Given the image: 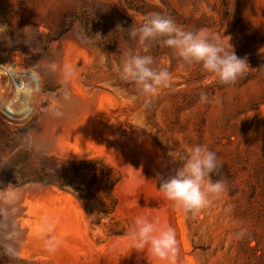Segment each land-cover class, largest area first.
Masks as SVG:
<instances>
[{"label":"rangeland","instance_id":"obj_1","mask_svg":"<svg viewBox=\"0 0 264 264\" xmlns=\"http://www.w3.org/2000/svg\"><path fill=\"white\" fill-rule=\"evenodd\" d=\"M152 13L230 37L249 71L221 85L160 43L145 53L129 33ZM136 53L171 87L121 79ZM197 144L224 163L212 179L226 190L192 213L157 176ZM137 216L174 228L176 264H264V0H0V264L157 263L133 247Z\"/></svg>","mask_w":264,"mask_h":264},{"label":"clouds","instance_id":"obj_2","mask_svg":"<svg viewBox=\"0 0 264 264\" xmlns=\"http://www.w3.org/2000/svg\"><path fill=\"white\" fill-rule=\"evenodd\" d=\"M129 35L133 39L138 38L145 53L153 43L172 49L184 65H199L204 73L221 85L235 84L250 69L247 58L235 53L229 43L230 37L222 39L210 35L205 29L185 30L171 17L161 13L147 15L138 28L131 29ZM115 70L121 79L135 83L148 96H154L172 84L170 72L156 67L154 58L148 54H128ZM200 100L201 103L209 102L206 93H201ZM175 160L180 166L167 176L158 174L157 180L159 191L176 207L185 212H199L226 190L223 179H212V174L222 176L224 163L206 145H194L186 154L177 155ZM129 237L135 248L147 249L158 264H176L179 250L175 230L158 218L137 216ZM57 243L54 240L46 242L50 250H54ZM8 251L10 255H16L14 250Z\"/></svg>","mask_w":264,"mask_h":264},{"label":"trees","instance_id":"obj_3","mask_svg":"<svg viewBox=\"0 0 264 264\" xmlns=\"http://www.w3.org/2000/svg\"><path fill=\"white\" fill-rule=\"evenodd\" d=\"M91 175L95 178L96 177V172L94 170L91 171ZM83 207L85 208L86 211H90V203L88 202V198H93L96 202L99 201L98 195L95 193H92L90 189L84 190L83 194L78 195Z\"/></svg>","mask_w":264,"mask_h":264},{"label":"bare ground","instance_id":"obj_4","mask_svg":"<svg viewBox=\"0 0 264 264\" xmlns=\"http://www.w3.org/2000/svg\"><path fill=\"white\" fill-rule=\"evenodd\" d=\"M135 140V139H134ZM139 147H140V145H139ZM138 148V147H137ZM140 150V149H139ZM128 158V157H127ZM132 162V161H131ZM141 163V162H140ZM143 164V163H142ZM138 165V164H137ZM144 168V167H143ZM150 168V167H149ZM131 169V168H130ZM131 174V173H130ZM131 179V178H130ZM142 179V178H141ZM140 180V179H139ZM144 182H145V180H144ZM148 182V181H147ZM128 183V182H127ZM141 183V182H140ZM121 184V183H120ZM143 185V184H142ZM127 186V185H126ZM122 187V186H121ZM130 189V188H129ZM121 192V191H120ZM127 193V192H126ZM130 194V193H129ZM137 205V204H136ZM142 206V205H141ZM140 206V207H141ZM122 208V207H121ZM153 211V210H152ZM139 212V211H138ZM135 213V212H134ZM136 214V213H135ZM155 217H157V216H155ZM153 218H154V216H153ZM133 220V219H132ZM130 244V243H129ZM133 244V243H132ZM131 244V245H132ZM130 245V246H131ZM127 247H128V245H127ZM133 247H134V245H133ZM126 248V247H125ZM131 248V247H130ZM129 248V249H130ZM116 249V248H115ZM126 249H128V248H126ZM125 250V249H124ZM131 250V249H130ZM130 250H127V251H130ZM136 250V249H135ZM126 251V250H125ZM143 251V250H142ZM116 252V251H115ZM126 253V252H125ZM129 253V252H128ZM143 253V252H142ZM117 254V253H116ZM126 255V254H125ZM108 256H109V254H108ZM117 257V256H116ZM110 258V257H109ZM118 258V257H117ZM148 264H158V262L157 263H155V261L153 260V262L151 261V263L149 262Z\"/></svg>","mask_w":264,"mask_h":264}]
</instances>
